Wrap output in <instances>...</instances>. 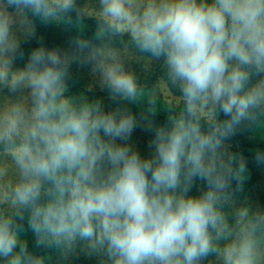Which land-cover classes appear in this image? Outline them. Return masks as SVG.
Segmentation results:
<instances>
[{"label":"clouds","instance_id":"9594fccd","mask_svg":"<svg viewBox=\"0 0 264 264\" xmlns=\"http://www.w3.org/2000/svg\"><path fill=\"white\" fill-rule=\"evenodd\" d=\"M73 13L95 18L92 37L41 44L17 66L36 20ZM132 58L162 61L163 78L146 88ZM73 63L147 114L69 95ZM161 97L168 122L153 127ZM141 124L150 158L128 143ZM245 126L264 127V0H0V264H51L26 230L60 259L80 248L99 264H264V210L237 204L245 163L226 148Z\"/></svg>","mask_w":264,"mask_h":264},{"label":"trees","instance_id":"16d2710c","mask_svg":"<svg viewBox=\"0 0 264 264\" xmlns=\"http://www.w3.org/2000/svg\"><path fill=\"white\" fill-rule=\"evenodd\" d=\"M11 10V9H10ZM72 23H42L39 20L35 21L36 24V35L33 38L22 42V51L24 53L23 59L18 60L17 66L23 67L27 62V59L34 48L39 47L43 44L48 48H60L69 49L70 41L77 35L84 37H92L97 22L94 17L84 18L83 21L77 25L75 22V14H72ZM139 53H133V56H138ZM130 61V59H129ZM130 66L132 70L137 74L139 82L146 88H152L161 78L164 76V68L162 67V61H156L150 65L145 66L143 60H137L132 58ZM89 66L81 67L78 64L73 63L70 67V78L68 80V94L71 96L85 95L89 100H99L106 111L112 110L116 107H127L134 115L138 114L140 117L142 113L147 114V104L142 103V99L135 103L114 101L109 98L107 90L96 89L90 86L89 76L86 73V69ZM171 92L179 95V92L175 88H171ZM170 109L163 102L157 104V111L154 115H148V118L152 121L153 127L163 126L168 122ZM220 119H224L223 114H220ZM142 125V124H141ZM138 126L137 128H139ZM206 128L207 125L205 124ZM147 136L150 138V143L154 138V134L147 131ZM237 139V140H236ZM237 142L240 146H237ZM234 144V145H233ZM226 148L231 150L238 160L242 159L245 163V172L243 173L242 181H233L234 196L236 201L242 203L247 202L245 196L250 194L254 188L259 185L262 179V165L255 162V153L257 150L264 151V127H248L241 128L236 135L226 142ZM151 150H154L150 146ZM153 153V152H152ZM152 155V154H151ZM143 157L150 158L151 157ZM205 188V184L197 179L189 193V195H198ZM249 204V203H248ZM22 239H25L28 243V247L37 255L50 256L52 257L51 264L57 263V253L54 249L38 248L35 246L34 237L30 231L22 233Z\"/></svg>","mask_w":264,"mask_h":264},{"label":"rangeland","instance_id":"374dc122","mask_svg":"<svg viewBox=\"0 0 264 264\" xmlns=\"http://www.w3.org/2000/svg\"><path fill=\"white\" fill-rule=\"evenodd\" d=\"M83 2H85V0H81V3ZM131 63H132L131 59L130 61L128 60L126 62L127 66L129 67L132 66ZM85 71L89 76L90 86L95 87L96 89H101L98 83H96V78L93 77V75L91 74L90 66ZM172 94L174 96H179L173 92ZM160 101L164 103L163 97H161ZM142 103H145L143 99H142ZM136 116H138V114H136ZM146 133L147 132H145V127L142 124L139 128H136L133 131L131 137L128 140V143L131 144L139 152L141 157H148L154 151L150 149V138L147 136ZM118 143H120V141H118ZM237 146H240L238 142H237ZM227 150L231 153V150L229 149ZM261 173H262V179L259 182V185L256 188H254V190L250 194H247L244 199L248 200L249 205L253 209L260 208L264 210V165H262ZM237 204H240V202L237 201ZM57 261H59V264H99V260L97 259V257H95L94 255L93 256L88 255L86 251L80 248H78L77 251L70 253L67 259H60L58 257Z\"/></svg>","mask_w":264,"mask_h":264}]
</instances>
